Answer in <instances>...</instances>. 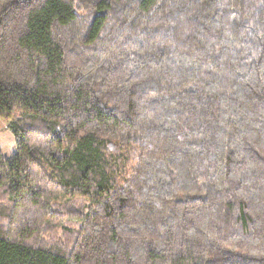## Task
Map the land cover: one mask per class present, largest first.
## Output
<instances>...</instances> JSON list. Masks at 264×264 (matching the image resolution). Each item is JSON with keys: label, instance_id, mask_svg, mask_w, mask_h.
I'll return each mask as SVG.
<instances>
[{"label": "trees", "instance_id": "1", "mask_svg": "<svg viewBox=\"0 0 264 264\" xmlns=\"http://www.w3.org/2000/svg\"><path fill=\"white\" fill-rule=\"evenodd\" d=\"M0 264H264V0H0Z\"/></svg>", "mask_w": 264, "mask_h": 264}, {"label": "rangeland", "instance_id": "2", "mask_svg": "<svg viewBox=\"0 0 264 264\" xmlns=\"http://www.w3.org/2000/svg\"><path fill=\"white\" fill-rule=\"evenodd\" d=\"M0 152L7 158L15 153V142L12 134L8 131L5 122L0 120Z\"/></svg>", "mask_w": 264, "mask_h": 264}]
</instances>
